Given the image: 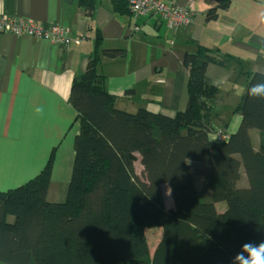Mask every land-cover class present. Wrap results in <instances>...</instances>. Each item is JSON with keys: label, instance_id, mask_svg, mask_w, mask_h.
I'll return each instance as SVG.
<instances>
[{"label": "trees", "instance_id": "obj_1", "mask_svg": "<svg viewBox=\"0 0 264 264\" xmlns=\"http://www.w3.org/2000/svg\"><path fill=\"white\" fill-rule=\"evenodd\" d=\"M213 1L207 21L231 2ZM80 3L90 15L94 1ZM111 4L119 14L130 13L127 0ZM100 47L97 33L85 71L70 86L79 131L66 199L46 200L50 159L26 183L0 191V264H231L242 244L264 241V99L248 94L258 89L264 95V74L244 72L245 91L234 108L241 115L238 128L213 140L210 114L218 89L206 84L205 68L226 66L231 56L201 44L184 54L187 101L171 117L116 108L97 65L125 53ZM243 175L247 186L238 187ZM163 184L172 208L165 205ZM219 202L226 204L223 212ZM155 227L162 236L151 256L144 230Z\"/></svg>", "mask_w": 264, "mask_h": 264}, {"label": "crops", "instance_id": "obj_2", "mask_svg": "<svg viewBox=\"0 0 264 264\" xmlns=\"http://www.w3.org/2000/svg\"><path fill=\"white\" fill-rule=\"evenodd\" d=\"M93 1L87 15L81 0H0V15L62 22L71 38L64 49L48 40L0 32V191L26 183L50 159L46 200L66 199L79 131L76 110L69 102L70 86L85 71L97 33L100 50L125 53L114 59L102 57L97 71L115 97V107L132 113L145 108L172 117L185 108L188 72L182 59L195 51L196 44L231 56L226 66L209 63L204 80L218 89L210 114L212 128L228 135L238 128L241 115L234 108L245 91L240 87L247 78L244 72L264 74L260 0H231L213 21L205 19L213 0H172L180 7L192 1L194 9L192 23L175 31L155 16L135 19L130 13L115 12L111 0ZM248 17L251 20L245 23ZM172 206L173 202L166 207ZM155 228L161 238L162 229ZM154 249L150 253L149 248L151 256Z\"/></svg>", "mask_w": 264, "mask_h": 264}, {"label": "built area", "instance_id": "obj_3", "mask_svg": "<svg viewBox=\"0 0 264 264\" xmlns=\"http://www.w3.org/2000/svg\"><path fill=\"white\" fill-rule=\"evenodd\" d=\"M127 5L135 19L155 16L172 31L190 25L194 17L192 1L185 7L176 5L172 0H127ZM133 29L138 31L139 25H135ZM0 32L48 40L64 49H68L71 44L67 26L62 22L43 23L22 17L0 15ZM210 134L213 140H224L228 137L224 131L215 128Z\"/></svg>", "mask_w": 264, "mask_h": 264}, {"label": "rangeland", "instance_id": "obj_4", "mask_svg": "<svg viewBox=\"0 0 264 264\" xmlns=\"http://www.w3.org/2000/svg\"><path fill=\"white\" fill-rule=\"evenodd\" d=\"M258 10H259V14H260L259 20L261 23L260 24L261 28L259 29V31L264 35V0H260V6L258 7ZM249 20H251L250 17H248L247 19L245 18L243 21L246 23ZM246 80H247V78H244L243 81H240V83H241L240 87H241L242 91H244V87H245L244 83L246 82ZM215 129L224 131L221 128H215ZM258 134H259L258 130H256V129L251 130L252 144H253L254 148H256V149L258 148L259 139H260ZM135 167H136L137 172H139L141 170V166L138 162L135 164ZM196 183H197V186L199 187V189L201 190V193H202L201 199L203 201H207L208 195L204 194V192H203L202 180L200 178L199 179L197 178ZM237 186L238 187L247 186V179H246L245 175H243L240 178V180L237 183ZM163 196H164V201H165L166 206L172 205V198H171L169 190L166 187H164V189H163ZM215 206H216V209L218 212H223L226 208V204L224 202L216 203ZM159 230H160L159 228H147V229H145V236H146V240L148 242L149 248H150V253H152V250L155 248L156 244L158 243V241L160 239V237H159L160 231Z\"/></svg>", "mask_w": 264, "mask_h": 264}, {"label": "clouds", "instance_id": "obj_5", "mask_svg": "<svg viewBox=\"0 0 264 264\" xmlns=\"http://www.w3.org/2000/svg\"><path fill=\"white\" fill-rule=\"evenodd\" d=\"M249 96L264 99L258 89L248 91ZM231 264H264V241L256 244L244 243L231 258Z\"/></svg>", "mask_w": 264, "mask_h": 264}]
</instances>
